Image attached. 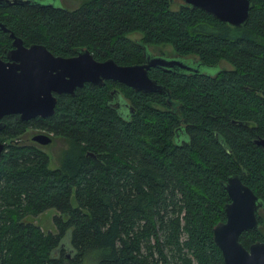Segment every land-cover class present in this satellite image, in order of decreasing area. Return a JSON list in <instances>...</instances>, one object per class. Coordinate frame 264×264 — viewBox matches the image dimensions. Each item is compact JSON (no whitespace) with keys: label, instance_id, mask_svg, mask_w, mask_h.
Instances as JSON below:
<instances>
[{"label":"trees","instance_id":"trees-1","mask_svg":"<svg viewBox=\"0 0 264 264\" xmlns=\"http://www.w3.org/2000/svg\"><path fill=\"white\" fill-rule=\"evenodd\" d=\"M0 21L55 55L86 48L128 64L143 61V46L169 44L200 66L149 67L167 93L85 82L56 95L50 115L13 118L68 144L54 167L36 144L4 145L0 264H224L211 233L224 219L226 177L237 173L264 203V150L252 141L264 137V0H249L238 25L181 0L18 2L0 5ZM2 45L9 38L0 29ZM112 88L128 100L124 116L111 105ZM15 122L0 140L20 131ZM49 207L55 230L43 231L30 217ZM262 210L257 227L239 235L245 247L264 241Z\"/></svg>","mask_w":264,"mask_h":264},{"label":"water","instance_id":"water-1","mask_svg":"<svg viewBox=\"0 0 264 264\" xmlns=\"http://www.w3.org/2000/svg\"><path fill=\"white\" fill-rule=\"evenodd\" d=\"M32 1L40 5H54V0H0V5ZM184 4L201 8L230 25L241 24L247 16L249 0H181ZM0 28H7L0 22ZM11 48L0 56V117L15 113L19 119L39 115L48 116L53 111L55 94H72L75 87L85 82L102 84L105 79L117 81L136 91H165L163 84L147 74L149 67L165 70L198 71L182 56L165 57L152 55L144 48L142 62L119 64L112 58L95 59L86 48L75 50L69 56L55 55L41 43L22 44V39L9 32ZM6 58L5 59H2ZM115 88L110 90L113 97ZM117 94V93H116ZM168 99V97H167ZM3 122L0 121V127ZM38 143L45 144L49 137L39 133L32 136ZM264 148V137L252 140ZM0 140V154L4 149ZM223 187L228 201L223 204L224 219L212 226L211 237L221 252L224 264H264V241L254 239L246 247L239 240L242 231L258 225L256 211L264 209V203L237 173L229 174Z\"/></svg>","mask_w":264,"mask_h":264},{"label":"rangeland","instance_id":"rangeland-1","mask_svg":"<svg viewBox=\"0 0 264 264\" xmlns=\"http://www.w3.org/2000/svg\"><path fill=\"white\" fill-rule=\"evenodd\" d=\"M49 1H51V0H41V2H43V3L49 2ZM60 3L63 6L73 7L78 2H77V0H54V5H60ZM128 36L130 38L137 39L139 37V33L138 32H132V33H129ZM147 48L149 49V52L152 55L160 54V55H163V56L169 57V58L174 57V55H176L173 52L172 47L169 44L148 45ZM183 58H184V60H187V61L190 60V58L188 56L183 57ZM221 64L227 66L226 62H221ZM210 69L211 68L207 67V66L201 67L202 71H209ZM32 133H34V131L29 130L27 136H30ZM66 144H68V143H66L64 138L53 137V139L51 140V142L49 144L42 146L43 150L48 155V160H49L48 166L49 167H54L57 165L59 152L66 146ZM70 201L72 204L74 203L72 195L70 197ZM55 213H56V210L52 207H49V208H46L45 210H43L41 213L37 214L36 216H34L32 218L30 217V219L33 222L37 223L43 231H47V230L54 231L55 228H54V225L52 222V215ZM82 264H85V263H82Z\"/></svg>","mask_w":264,"mask_h":264},{"label":"flooded vegetation","instance_id":"flooded-vegetation-1","mask_svg":"<svg viewBox=\"0 0 264 264\" xmlns=\"http://www.w3.org/2000/svg\"><path fill=\"white\" fill-rule=\"evenodd\" d=\"M38 1H41V0H38ZM77 2H78V0H77ZM77 4V3H76ZM8 5V4H7ZM60 6H63V5H61V3H60ZM75 6V5H74ZM73 6V7H74ZM63 7H65V8H72V7H67V6H63ZM1 22V21H0ZM2 23V22H1ZM3 24V23H2ZM4 25V24H3ZM5 26V25H4ZM6 27V26H5ZM7 28V30H3L2 28H0L1 30H3V31H5L6 32V34H7V36H8V38H9V45H2L1 46V49H0V56L2 55V53H4V51L6 52L7 50H8V48H11L12 47V45H11V40H12V37H10L9 36V32H12L8 27H6ZM13 33V32H12ZM13 35H15V36H18V37H20L21 39H22V44L23 45H28L29 43H26V42H24L23 41V38L21 37V36H19V35H17V34H14L13 33ZM148 46H146V48H147ZM147 52L149 53V54H151L150 52H149V49L147 48ZM75 54V53H74ZM158 55H160V54H158ZM161 56H163V55H161ZM2 59H5L6 60V58H3L2 57ZM142 62V61H141ZM76 88V87H75ZM74 88V89H75ZM73 92H74V90H73ZM64 93V92H63ZM55 94V97H56V95H59V94H56V93H54ZM61 94V93H60ZM56 100H57V98H56ZM56 100H55V102H54V105H53V110H54V106H55V103H56ZM111 105H113L114 107H117L118 108V111H119V113L120 114H122L123 116L124 115H126V111H124V109H126V110H130L131 111V107H130V105H129V103H128V100L126 99V98H124V97H122L120 94L118 95V94H113V97H112V95H111ZM53 112V111H52ZM10 114H15V113H10ZM7 115L8 114H4V115H2L1 117H0V121L1 122H3V125L0 127V130L6 125V123H7V125H8V127L12 124V122H19V121H26L27 119H29V118H27V119H25V120H22V119H19V117H18V115L16 114V116H11L12 118H10V119H7L6 120V117H7ZM35 116H39V115H35ZM35 116H33V117H35ZM41 117V116H40ZM13 118H16V120L14 121L13 120ZM30 118H32V117H30ZM12 119V120H11ZM15 122V123H16ZM17 124V126L19 127L20 126V131H18L16 134H14V137L13 136H9L8 138H7V140L6 139H3L4 140V142H5V144L4 145H6V144H8L9 143V141L8 140H14V141H20V142H22V143H33V144H36V145H38L42 150H43V148H42V146L43 145H47V144H49L50 142H51V140L53 139V137H59L58 135H56V134H54L53 132H51V131H46L44 128H38V127H35V126H33V125H31L30 123H29V121L27 122V123H25V122H22V124H18V123H16ZM29 130H33L34 131V133H32L30 136H27L28 135V131ZM39 133H42V134H45V135H47L48 137H49V141L47 142V143H45V144H41V143H38L36 140H34V139H32V136L33 135H35V134H39ZM3 140H1V141H3ZM261 146V145H260ZM262 147V146H261ZM263 150H264V148H263ZM48 156V155H47ZM260 210V209H259ZM262 211H264V210H262ZM257 216V215H256Z\"/></svg>","mask_w":264,"mask_h":264}]
</instances>
